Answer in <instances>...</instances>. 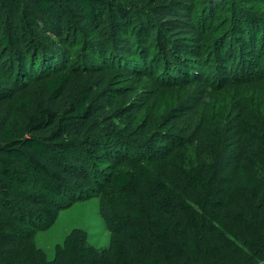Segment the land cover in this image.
Masks as SVG:
<instances>
[{"label":"trees","instance_id":"trees-1","mask_svg":"<svg viewBox=\"0 0 264 264\" xmlns=\"http://www.w3.org/2000/svg\"><path fill=\"white\" fill-rule=\"evenodd\" d=\"M130 5V0H0V99L12 104L0 134V264H264V146L258 171L235 151L222 149L220 141L213 143L216 160L176 164L173 184L160 164L118 172L113 184L120 191L115 202L123 206L116 212L123 235L113 237L106 252L73 232L49 259L31 240L56 221L64 198L87 190L69 184V171L85 173L79 163L87 156L78 140L65 138L52 105L72 80L57 47H67L70 33L94 34L102 43L104 33L118 38ZM183 5L174 1L170 8L152 7V13L173 31L199 35ZM238 19L261 29L243 11ZM158 34L159 47L173 57V38ZM175 60L182 64L181 57ZM26 81L37 94H29ZM75 107L84 105L71 111Z\"/></svg>","mask_w":264,"mask_h":264},{"label":"rangeland","instance_id":"rangeland-1","mask_svg":"<svg viewBox=\"0 0 264 264\" xmlns=\"http://www.w3.org/2000/svg\"><path fill=\"white\" fill-rule=\"evenodd\" d=\"M174 1L191 12L199 35L173 31L163 25L161 15L152 13L155 7H172ZM130 2L135 6L130 5L126 29L119 30L118 38L104 33L102 43V37L93 40L94 34L77 38L70 33L67 47H57L65 53L72 80L52 105L65 138L78 140L87 156L79 163L85 173L69 171V184L87 190L81 197L64 198L56 221L31 237L49 259L73 232L104 252L113 237L123 235L116 217L123 206L115 202L120 191L113 184L120 171L160 164L173 184L176 164L191 167L216 160L214 141L260 170L264 0ZM241 11L260 22L261 29L241 23ZM161 30L173 38V57H166L158 45ZM179 44L190 52H180ZM177 56L182 59L179 66ZM25 84L29 94H37ZM82 103L83 108L71 111ZM11 111V100L0 99V134ZM49 164L59 168L54 161Z\"/></svg>","mask_w":264,"mask_h":264}]
</instances>
